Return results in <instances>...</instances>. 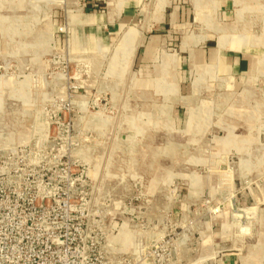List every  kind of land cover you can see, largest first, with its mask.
Returning a JSON list of instances; mask_svg holds the SVG:
<instances>
[{"label": "rangeland", "instance_id": "1", "mask_svg": "<svg viewBox=\"0 0 264 264\" xmlns=\"http://www.w3.org/2000/svg\"><path fill=\"white\" fill-rule=\"evenodd\" d=\"M39 133L71 246L264 264V0H0V145Z\"/></svg>", "mask_w": 264, "mask_h": 264}, {"label": "built area", "instance_id": "2", "mask_svg": "<svg viewBox=\"0 0 264 264\" xmlns=\"http://www.w3.org/2000/svg\"><path fill=\"white\" fill-rule=\"evenodd\" d=\"M37 136L35 142L0 145V264H175L157 258L168 250L159 242L148 248L137 243L132 251L129 244L119 245L118 258L102 255L97 230L83 236L79 224L71 246L64 227L66 199L54 198L63 154L48 133Z\"/></svg>", "mask_w": 264, "mask_h": 264}, {"label": "crops", "instance_id": "3", "mask_svg": "<svg viewBox=\"0 0 264 264\" xmlns=\"http://www.w3.org/2000/svg\"><path fill=\"white\" fill-rule=\"evenodd\" d=\"M130 6H121L120 10H122V18L120 19L119 17H117V21H121L123 23V21H126L124 16L127 14V12H130V9H129ZM111 20L112 19H106V24L103 23V25H111ZM108 23V24H107ZM125 24V23H123ZM218 59V58H217ZM229 59V60H228ZM218 63V62H217ZM225 64H228V69H230V74L235 76V77H240L241 75H244L248 72H250L253 68V59H251L249 57V55L247 53H237L236 54H228V57H227V63L224 62ZM220 65H222L220 63ZM223 67H226L227 65H222Z\"/></svg>", "mask_w": 264, "mask_h": 264}, {"label": "bare ground", "instance_id": "4", "mask_svg": "<svg viewBox=\"0 0 264 264\" xmlns=\"http://www.w3.org/2000/svg\"><path fill=\"white\" fill-rule=\"evenodd\" d=\"M132 36V35H131ZM216 57V55H215ZM217 58V57H216ZM34 79V78H33ZM127 244H130V236H129V233L128 232H124L123 233V244L121 246H126Z\"/></svg>", "mask_w": 264, "mask_h": 264}]
</instances>
